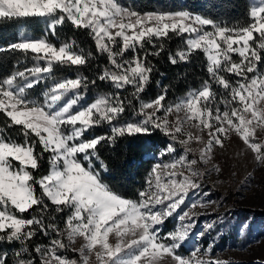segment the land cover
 <instances>
[{
  "label": "snow or ice",
  "instance_id": "6c2138e0",
  "mask_svg": "<svg viewBox=\"0 0 264 264\" xmlns=\"http://www.w3.org/2000/svg\"><path fill=\"white\" fill-rule=\"evenodd\" d=\"M248 15L245 25L230 26L186 6L142 12L117 0H0V27L33 18L47 25L40 37L17 38L0 46V59L4 53L19 54L10 69L0 73V113L6 117L0 128V264H77L60 254L70 246L64 236L70 243L83 238L78 249L83 264L89 261L86 250L94 254L96 264H226L213 252L214 240L207 247L201 243L209 230H215V222L198 228L190 211L213 203L203 199L208 192H198L209 174L198 165L211 163L226 139L238 137L255 163L264 167V140L257 142L255 136L257 128L264 130V0L250 6ZM65 25L86 30L95 50L86 51L75 40L58 46L49 39ZM173 37H183L185 48L166 50L165 43ZM197 52L206 56L208 74L198 89L174 103L168 102L166 86L154 99H142L158 71L149 57L164 53L176 65L189 62ZM101 55L110 67L91 78L83 75ZM57 66L74 67L76 77L57 79ZM98 81L116 91L81 103ZM41 88L42 96L35 95ZM173 114L175 119L169 120ZM102 123L108 134L85 136ZM14 126L23 143L11 137ZM191 128L206 131L207 139L193 135ZM156 135L164 137L163 147L155 154L145 186L134 196L115 191L102 176L110 168L100 149L123 139ZM194 140L203 148L197 158L188 159ZM178 146L183 154L165 163L162 157L177 153ZM44 159L49 172L37 176ZM178 166L187 170L180 179L174 171ZM162 168L168 170L166 181ZM210 171L222 169L213 164ZM186 199L189 203L180 210ZM53 213H66L63 229L45 222ZM170 219L180 226L165 231ZM221 225L229 226L226 220ZM40 235L49 237L50 244L31 248L29 241Z\"/></svg>",
  "mask_w": 264,
  "mask_h": 264
},
{
  "label": "trees",
  "instance_id": "16d2710c",
  "mask_svg": "<svg viewBox=\"0 0 264 264\" xmlns=\"http://www.w3.org/2000/svg\"><path fill=\"white\" fill-rule=\"evenodd\" d=\"M117 2L124 7L135 8L139 11L146 12L155 10L160 11H173L183 9L185 6L193 13L211 16L216 18L218 22H224L230 26L245 25L249 21L250 6H257L262 0H117ZM47 25L42 19L33 18L21 20L16 23H9L0 27V46H4L13 42L15 39H23L25 37H40L45 33ZM58 46L69 40H75L76 44L85 49L86 51H94V42L87 35V31L72 30L70 25H65L58 30L56 37H49ZM183 37H173L170 41L165 43V49L171 52H176L185 48ZM19 54H2L0 59V73L10 69L11 64L15 63L16 56ZM155 63L158 71L152 74L153 83H151L146 92L141 94L142 99L147 102L155 98L161 91L162 86H166L169 91L168 102L174 103L183 99L190 90L198 89L203 81L208 79L206 72L207 60L202 52H197L187 63L180 62L172 65L168 62V57L161 53L159 57H149ZM233 60H239V57L233 55ZM31 65V62H27ZM104 67H110L107 63L106 56H98L93 62L91 68L83 70V75L93 77L96 73L101 71ZM77 75L76 69L73 68H60L57 66L56 78H75ZM250 76L252 74H249ZM235 79V78H233ZM159 83H155V82ZM51 81L45 82L47 85ZM99 86H91L85 93V100L81 103H93L96 99L106 94H111L116 91L109 86L107 82H97ZM130 91V87L125 89ZM43 88L35 93L37 96H42ZM123 98V93H122ZM134 103H137L134 101ZM223 108V105H221ZM4 115L0 113V128L5 125ZM11 137L17 143H23L24 137L20 133L18 126H14L9 130ZM109 128L106 123H102L89 129L85 136L91 138L92 136H100L108 134ZM164 137L160 135L153 136L152 138H141L139 140L123 139L117 141L116 144H106L100 149L101 159L109 165L108 172H102V176L106 183L113 189L123 195L134 196L135 193L140 191L145 186V180L148 176L149 170L155 162V154L159 148L163 147ZM36 150L40 151V145H36ZM182 148L177 147V153L163 156L162 159L168 163L174 159ZM48 154L46 153L45 156ZM49 164L47 159L41 161V167L37 170V176L47 175L49 172ZM36 193L39 195V186H36ZM32 215H38L34 209L29 210ZM51 211V209H50ZM26 218L29 213L24 214ZM66 213H53L46 219L57 224L61 229L65 226ZM54 217V219H53ZM172 223L167 222V225ZM54 235V234H53ZM63 242L68 245L66 236ZM50 238L40 235L29 241V246L34 248L37 245L48 246ZM8 246H5L7 250ZM61 255L67 256L71 260H75L79 264L82 257L75 251L67 248L61 250Z\"/></svg>",
  "mask_w": 264,
  "mask_h": 264
},
{
  "label": "rangeland",
  "instance_id": "374dc122",
  "mask_svg": "<svg viewBox=\"0 0 264 264\" xmlns=\"http://www.w3.org/2000/svg\"><path fill=\"white\" fill-rule=\"evenodd\" d=\"M179 115L183 116V113ZM168 119L174 120L175 114L169 115ZM190 130L193 135H204L207 139L206 131L200 133L198 128ZM255 136L257 142L264 140V130L257 128ZM190 148L192 151L187 154L188 159L197 158L203 144L194 140L190 142ZM183 152L182 148L179 154ZM213 164L219 165L222 171H210ZM198 167L209 169L198 192H208L209 195L203 199L213 203L198 204L191 209L190 215L197 220L198 228L207 222H215L217 225L215 230L206 233L201 241L202 246L207 247L214 240L213 252L226 264H264V167L255 163L249 150L235 135L224 141L223 148L215 149L211 163ZM160 171L162 180L166 181L168 170L162 168ZM174 171L177 172V179L181 178L180 173L187 174V170L179 166ZM192 191L189 190V197ZM188 203L189 200L186 199L180 210H184ZM216 217L221 219L216 220ZM225 220L229 224L226 228L221 225V221ZM185 222H188L187 219ZM170 223L172 226L166 225L165 231L180 226V222L175 219H170ZM245 224L248 226L242 228ZM217 232L220 234L217 235ZM109 242H115L112 236L109 237ZM67 243L71 250L76 249L75 252L80 255L78 249L84 245L82 237L75 238L71 243L67 240ZM85 254L89 255L88 264H96L94 254H88L87 250ZM79 264H83V261Z\"/></svg>",
  "mask_w": 264,
  "mask_h": 264
}]
</instances>
